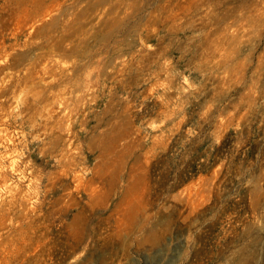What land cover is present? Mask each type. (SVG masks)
Returning <instances> with one entry per match:
<instances>
[{
  "label": "rangeland",
  "instance_id": "obj_1",
  "mask_svg": "<svg viewBox=\"0 0 264 264\" xmlns=\"http://www.w3.org/2000/svg\"><path fill=\"white\" fill-rule=\"evenodd\" d=\"M0 264H264V0H0Z\"/></svg>",
  "mask_w": 264,
  "mask_h": 264
}]
</instances>
